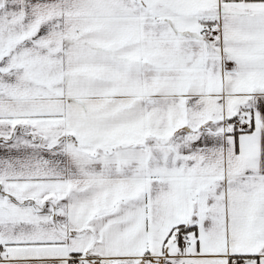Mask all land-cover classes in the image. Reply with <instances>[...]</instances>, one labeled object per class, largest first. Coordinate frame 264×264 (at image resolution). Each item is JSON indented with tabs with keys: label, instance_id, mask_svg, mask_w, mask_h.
I'll use <instances>...</instances> for the list:
<instances>
[{
	"label": "snow or ice",
	"instance_id": "obj_1",
	"mask_svg": "<svg viewBox=\"0 0 264 264\" xmlns=\"http://www.w3.org/2000/svg\"><path fill=\"white\" fill-rule=\"evenodd\" d=\"M0 264H264V0H0Z\"/></svg>",
	"mask_w": 264,
	"mask_h": 264
}]
</instances>
